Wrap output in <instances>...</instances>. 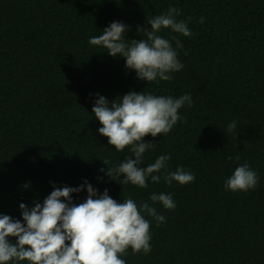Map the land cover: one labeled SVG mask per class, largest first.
Returning <instances> with one entry per match:
<instances>
[{
  "label": "trees",
  "instance_id": "obj_1",
  "mask_svg": "<svg viewBox=\"0 0 264 264\" xmlns=\"http://www.w3.org/2000/svg\"><path fill=\"white\" fill-rule=\"evenodd\" d=\"M169 6L180 10L177 21L191 18L192 32L159 33L184 65L170 82L141 81L125 58L89 43L116 21L128 26L127 39H146L137 27ZM133 91L191 95L169 133L144 138L157 144L141 167L170 155L162 172L183 167L194 181L149 178L142 189L106 175L132 153L130 146L116 151L99 133L96 94L111 102ZM244 163L257 173L255 188L226 190ZM85 180L117 202H148L166 218L157 226L145 216L151 252L129 248L126 264H264V0H0V215L22 221L21 203H43L53 184ZM152 193L170 194L176 207L153 204ZM87 195L86 188L73 193V202Z\"/></svg>",
  "mask_w": 264,
  "mask_h": 264
},
{
  "label": "clouds",
  "instance_id": "obj_2",
  "mask_svg": "<svg viewBox=\"0 0 264 264\" xmlns=\"http://www.w3.org/2000/svg\"><path fill=\"white\" fill-rule=\"evenodd\" d=\"M179 14L178 8L169 6L166 13L147 17V25L137 27L138 33H144L146 39H127L125 33L128 26L116 21L102 34L91 37L89 43L102 46L112 57L125 58L126 67L134 70L141 81L146 80L149 84L153 81L170 82L173 79L171 73L181 71L184 65L171 41L159 33L170 29L171 33L190 37L192 32L188 23L191 18L189 21H177ZM203 19L201 17L199 22L203 23ZM172 39L177 49L183 48L181 40ZM96 95L98 98L92 113L102 125L99 133L108 138L109 145L114 146L116 151L123 152L130 146L132 153L117 166L108 167L106 175L116 181L122 176V184L142 189L148 187L149 178L153 183L163 179L169 185L173 181L181 185L194 181V175L183 167L174 172H162L167 168L170 155H161L154 163L141 167L146 151L157 144L146 142L144 138L169 133L180 120L178 110L185 104L191 106L190 94L174 98L133 91L111 102ZM234 130L235 121L227 126V132ZM244 143L247 147L248 141ZM102 162L105 165L109 163L107 160ZM100 171L104 172V169ZM257 182L256 171L244 163L226 180L225 188L232 192H247L254 189ZM85 188L88 193L86 200L74 203L72 194ZM53 189L43 203L36 201L33 206L19 205L22 221L6 214L0 215V264H126L121 257L127 254L129 248L133 254L143 252L147 255L151 252V225L145 216L153 217L157 226L166 219L148 202H142L139 207L131 197L117 202L107 189L99 194L86 180L79 187L59 188L53 184ZM150 200L153 204H162L165 209L176 207L170 194L152 193ZM10 237L16 240L13 242Z\"/></svg>",
  "mask_w": 264,
  "mask_h": 264
}]
</instances>
